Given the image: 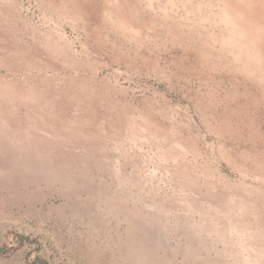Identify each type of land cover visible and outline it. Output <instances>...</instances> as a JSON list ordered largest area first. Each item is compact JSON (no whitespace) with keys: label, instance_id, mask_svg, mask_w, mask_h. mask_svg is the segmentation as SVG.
<instances>
[{"label":"rangeland","instance_id":"obj_1","mask_svg":"<svg viewBox=\"0 0 264 264\" xmlns=\"http://www.w3.org/2000/svg\"><path fill=\"white\" fill-rule=\"evenodd\" d=\"M13 92L88 146H11L53 132ZM129 216L146 264H264V0H0V264H144Z\"/></svg>","mask_w":264,"mask_h":264},{"label":"crops","instance_id":"obj_2","mask_svg":"<svg viewBox=\"0 0 264 264\" xmlns=\"http://www.w3.org/2000/svg\"><path fill=\"white\" fill-rule=\"evenodd\" d=\"M61 98L64 100L65 96H70L73 99L79 100L82 96L80 92L77 91H72L68 94L59 92L57 93ZM14 100L16 101L17 105L19 106V102L22 101L24 104V101H27L26 105L28 106L27 110H24V108H18L17 113L13 115H18V117L25 116L27 118V123L34 124L37 122V119H33L38 117L41 121L43 120L46 124L51 125L50 127L52 128L53 132L50 133L49 135V130L45 129L42 130L40 128L34 127L31 129H21V127H15L9 134H5V130H2L3 140H8L11 146H16V147H23L25 145V141L29 139H33L37 137L36 135L43 134L45 133V137H49L50 139H59L62 141H70V144H67V146L70 147H84L88 146L87 144H82V143H72L74 140L75 142L77 141H82L83 138H88V131L80 130L79 128L74 127L66 129L65 125H71L67 122L72 121V117H68L64 115L65 108H62L60 105L55 108V114L57 115L54 119H49V116H54L50 109H51V103L50 102H45V100H51L52 97L50 95H46L43 93H31V92H16V93H4L1 94V101L2 105L6 104V100ZM10 104V103H9ZM12 105V104H10ZM68 110V109H67ZM59 112H62L60 114ZM32 117V118H29ZM67 119H66V118ZM30 120V121H29ZM24 121L25 119L17 118L16 123L18 124L19 122ZM80 120L76 117L73 121V125H81ZM57 127H53V126ZM31 126V125H30ZM41 137V136H38ZM20 141H23V143H20ZM15 142H19L17 144H13ZM82 149V148H81ZM35 163H42V164H49V160H38L34 161ZM129 220L134 225L132 232L134 233L136 231V240L132 243V246H130V250L134 252V256L138 258L139 261H145L144 264H146L147 260H153V243L156 242V230L154 228L155 224H153L149 220L142 221L140 217L132 219V217L129 216ZM195 233L198 232L197 230L194 231ZM160 241V240H159ZM158 242V241H157ZM131 251V253H132ZM163 260V259H160ZM143 264V263H142ZM164 264V263H163Z\"/></svg>","mask_w":264,"mask_h":264},{"label":"water","instance_id":"obj_3","mask_svg":"<svg viewBox=\"0 0 264 264\" xmlns=\"http://www.w3.org/2000/svg\"><path fill=\"white\" fill-rule=\"evenodd\" d=\"M153 261V260H152Z\"/></svg>","mask_w":264,"mask_h":264}]
</instances>
